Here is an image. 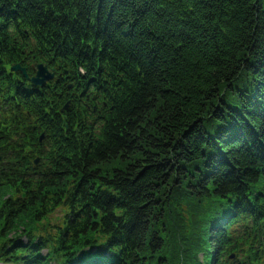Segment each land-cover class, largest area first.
Wrapping results in <instances>:
<instances>
[{
    "label": "trees",
    "instance_id": "1",
    "mask_svg": "<svg viewBox=\"0 0 264 264\" xmlns=\"http://www.w3.org/2000/svg\"><path fill=\"white\" fill-rule=\"evenodd\" d=\"M0 153V263L264 264V0H0Z\"/></svg>",
    "mask_w": 264,
    "mask_h": 264
},
{
    "label": "water",
    "instance_id": "2",
    "mask_svg": "<svg viewBox=\"0 0 264 264\" xmlns=\"http://www.w3.org/2000/svg\"><path fill=\"white\" fill-rule=\"evenodd\" d=\"M35 73L33 76H28L25 68L20 67V65H11L9 67L10 73H19L24 81L29 83L33 88L42 89L47 83L54 80V72H49L46 67L42 65H37L34 69ZM70 87V85L68 86ZM69 103L67 102L59 111L63 112L68 109ZM64 121V118H63ZM43 138V133L39 136L38 140L41 141ZM2 160V155L0 153V161ZM39 161V157L33 160V164L36 165Z\"/></svg>",
    "mask_w": 264,
    "mask_h": 264
},
{
    "label": "rangeland",
    "instance_id": "3",
    "mask_svg": "<svg viewBox=\"0 0 264 264\" xmlns=\"http://www.w3.org/2000/svg\"><path fill=\"white\" fill-rule=\"evenodd\" d=\"M54 77H55V75H54ZM2 160H3V155H2ZM2 160H1V161H2ZM1 161H0V162H1ZM55 213H56L55 216L52 217V218H54V219L57 218V217H60L62 212H61L60 209H58V210L55 211ZM58 219H59V218H58ZM56 220H57V219H56ZM0 264H3V263H0Z\"/></svg>",
    "mask_w": 264,
    "mask_h": 264
},
{
    "label": "flooded vegetation",
    "instance_id": "4",
    "mask_svg": "<svg viewBox=\"0 0 264 264\" xmlns=\"http://www.w3.org/2000/svg\"><path fill=\"white\" fill-rule=\"evenodd\" d=\"M34 73H35V71L33 72V74L31 75V76H33L34 75ZM14 74V73H13ZM18 76H20V74L19 73H16ZM64 74H66V73H64ZM54 75H55V73H54ZM21 77V76H20ZM22 78V77H21ZM55 79V78H54ZM26 82V81H25ZM27 83V82H26ZM68 88V87H67Z\"/></svg>",
    "mask_w": 264,
    "mask_h": 264
}]
</instances>
